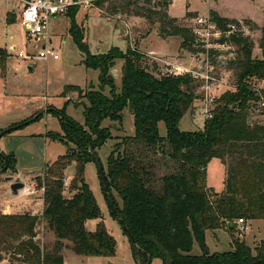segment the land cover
<instances>
[{"label":"trees","instance_id":"trees-1","mask_svg":"<svg viewBox=\"0 0 264 264\" xmlns=\"http://www.w3.org/2000/svg\"><path fill=\"white\" fill-rule=\"evenodd\" d=\"M123 2L135 16L156 20L159 33L180 36L182 48L197 50L191 28L178 24L169 13L172 0ZM78 11L72 8L67 14L73 19L69 30L87 55L86 66L99 69L100 85L85 93L76 86L67 88L78 90L88 101L84 103V123L65 118L60 111L65 133L58 139L68 150L47 164L45 176L38 178V187L44 189L40 214H0V261L3 249L30 264H66L65 250L84 256L116 254L117 240L102 219L94 230L86 226L89 219L102 217V209L85 169L88 162H95L90 149L98 154L97 149L113 135V125H103L104 120L121 123L124 109L129 108L134 133L114 136L116 144L104 169L118 214L104 194L111 216L118 221L122 218L129 229L119 221L130 238L134 259L140 264H151L154 258L162 264H264V240L253 249L245 240L233 238V249L214 252L206 241L208 230H238L239 218L264 219V124L248 121L252 104L260 99L254 83L264 78V56H253V40L233 36L238 58L232 63L240 69L236 89L217 98L213 117L204 120L203 128L182 130L180 121L199 96L196 79L175 72L156 75L155 62L150 64L148 54L136 47L125 52L112 47L106 53H92L75 20ZM210 14L221 26L237 21L216 12ZM118 60H122L120 85L113 75ZM261 92L264 96V87ZM160 122L166 126L164 136ZM213 158L228 166L222 193L207 183V167ZM72 163L75 173L66 196L64 172ZM7 169L17 172L16 157L2 151L0 172ZM43 223L53 233L51 245L41 242L38 227ZM195 242L200 254L192 253Z\"/></svg>","mask_w":264,"mask_h":264},{"label":"rangeland","instance_id":"rangeland-1","mask_svg":"<svg viewBox=\"0 0 264 264\" xmlns=\"http://www.w3.org/2000/svg\"><path fill=\"white\" fill-rule=\"evenodd\" d=\"M124 0H102L91 8H81L75 16L78 26L84 33V40L88 43L90 51L94 54L106 53L112 47H119L127 51L129 47H136L141 51H160L148 54L150 64L155 62L156 75L171 73L174 65L166 61L190 58L195 50L182 48V39L176 35L159 33V23L143 16H135L127 11ZM21 1L0 0V131L7 130L0 138V150L4 153H14L16 157L17 172L10 169L0 172V214L5 211L29 212L40 214L43 211L44 189L38 187V178L45 176L47 164L53 163L68 150V145L60 141L59 136L65 133L62 121V111L65 118H71L84 123V103H88L78 90H69V86L82 89L83 93L92 88H99V69L87 67L86 53L80 48L76 36L69 28L73 19L68 15L54 18L50 26L49 43L41 38H29L19 22ZM132 10V7H130ZM216 12L232 19L249 20L256 25L246 22L250 28L247 34L254 42L253 56H264V0H172L169 6L171 15L177 18V23L191 28L196 16ZM160 36V37H159ZM43 45L54 49L59 57H50L47 60L31 61L30 58L21 59L18 52L24 50L28 53L38 54ZM178 48V49H177ZM194 48V46H193ZM238 58V49H237ZM237 58L235 60H237ZM122 60H118L113 73L117 85H120V67ZM153 68V65H148ZM32 67V71L30 70ZM239 66L235 62L223 66L224 84L214 92L219 98L224 92L236 89ZM257 81L254 85L260 86ZM198 84V83H197ZM66 95H63V92ZM105 92L110 93L109 87ZM196 93L198 89L196 87ZM70 98V101H66ZM202 100L198 96L194 105L186 112L180 121L182 130H198L203 128L204 118L196 110L201 106ZM38 118L35 119L36 116ZM32 118L29 123L22 122ZM248 121L250 124H264V107L256 101L252 104ZM112 124V137L97 149L98 156L104 169H107L108 157L116 144L114 136L122 137L134 133L133 117L129 108L123 111V121L112 122L104 120L103 125ZM160 134L166 135L164 122L159 123ZM70 146H73L70 143ZM227 167L219 158H213L207 167V183L218 193L225 190ZM163 171L159 167V172ZM75 173V164H70L64 172L65 180L70 184ZM85 176L102 209V217L89 219L86 226L90 230L97 227L102 219L106 227L117 240L116 254L113 256H84L65 250V258L70 264H140L131 251V242L120 222L110 214V210L101 185L100 175L94 161L86 164ZM8 177H14L9 179ZM14 180H23L34 190L30 195L12 194L10 184ZM20 194V195H19ZM64 194H70L69 188ZM113 194L119 202L117 192ZM33 198L35 207H28ZM9 199V200H7ZM12 211V212H11ZM251 222V223H250ZM245 230L230 231L227 227L208 232L207 244L210 251H228L233 249V238L245 240L253 249L264 240V219H245ZM39 232L41 242L51 245L54 241L53 233L48 230L45 223L41 224ZM5 246V245H4ZM4 248V247H3ZM11 251V250H10ZM3 249L4 259L0 264H30L20 257ZM193 254H200L201 248L194 243ZM151 264H162L161 259L154 258Z\"/></svg>","mask_w":264,"mask_h":264},{"label":"built area","instance_id":"built-area-1","mask_svg":"<svg viewBox=\"0 0 264 264\" xmlns=\"http://www.w3.org/2000/svg\"><path fill=\"white\" fill-rule=\"evenodd\" d=\"M21 8L19 22L29 38H41L43 42L49 43L50 26L54 18L67 15L72 8H91L99 0H19ZM195 38L194 55L191 56L190 66H174L173 72L190 74L197 81L198 95L202 104L196 110L197 114L204 119L213 117L217 99L214 96L215 90L224 84V72L220 69L237 58L238 46L233 40V36H248L249 26L243 20L219 25L211 16L198 15L195 17L191 27ZM21 59L30 58L31 61L39 59L47 60L50 57L57 59L59 54L51 48L43 45L38 54L28 53L24 50L18 52ZM260 86H254L260 92V106L264 107V96L261 89L264 87V78L260 80ZM38 185V183H37ZM69 188V182L65 180L64 191ZM21 195H30L34 192L31 185L25 183L19 191ZM237 229L241 232L245 230V219L239 218Z\"/></svg>","mask_w":264,"mask_h":264},{"label":"water","instance_id":"water-1","mask_svg":"<svg viewBox=\"0 0 264 264\" xmlns=\"http://www.w3.org/2000/svg\"><path fill=\"white\" fill-rule=\"evenodd\" d=\"M230 63H231V61H229L227 64H230ZM30 70L32 71V67H30ZM115 72H116V70L114 69L113 73H115ZM10 129L11 128H8L7 130H4V131L0 132V138L5 132L9 131ZM90 150H91L93 156L95 157V163H96L97 168H98V172H99V175H100V178H101V183H102L104 192L106 194V197H107L112 209L117 213V207L115 205V202L113 200L112 194H111L110 189L108 187L106 176H105V172H104V168H103V165L101 163V160H100L98 154L96 153V151H94L93 149H90ZM0 152H2V151L0 150ZM6 168H7V164L3 168V170H5ZM8 178L11 179V180L14 179V177H8ZM24 185H25V182L23 180H14L13 182H11L10 189H11L12 194L17 195L19 193L20 189H22L24 187ZM119 221L121 222V224L124 226V228L126 230H129L128 227L126 226V224L124 223V220L122 218H119Z\"/></svg>","mask_w":264,"mask_h":264},{"label":"crops","instance_id":"crops-1","mask_svg":"<svg viewBox=\"0 0 264 264\" xmlns=\"http://www.w3.org/2000/svg\"><path fill=\"white\" fill-rule=\"evenodd\" d=\"M170 13V12H169ZM171 14V13H170ZM173 16V15H172ZM226 17H228V16H226ZM229 18H233V17H229ZM158 31V30H157ZM160 37V36H159ZM178 49V48H177ZM146 53H149V54H153V53H160V51H156V50H154V51H148L147 50V52ZM167 63H169V64H173L174 66L175 65H177V66H190L191 65V63H192V59H191V57L190 58H187V59H183V60H181V58L180 59H176V60H169V61H166ZM122 64V63H121ZM131 112V111H130ZM131 115H132V113H131ZM20 195V194H19ZM7 200H9V199H7ZM33 198H31L29 201H30V205L28 206V207H35V205H34V202H33ZM41 200H43V198H41ZM12 212V211H11ZM2 213H8V212H5V211H3ZM12 213H20V212H17V211H15V212H12ZM33 214H36L35 213V211H33L32 212ZM252 220H254V219H252ZM251 223V222H250ZM209 231H211V230H208L207 231V233H206V241H207V235H208V232ZM212 234H215V230H212ZM208 246H209V244H208ZM209 249H210V246H209ZM2 261H0V263H1ZM65 263L66 264H70V263H68V261L66 260V258H65Z\"/></svg>","mask_w":264,"mask_h":264}]
</instances>
